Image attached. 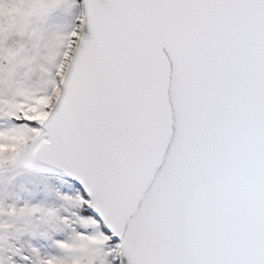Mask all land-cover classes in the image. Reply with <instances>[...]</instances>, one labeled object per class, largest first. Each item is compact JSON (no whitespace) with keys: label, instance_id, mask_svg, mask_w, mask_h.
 I'll list each match as a JSON object with an SVG mask.
<instances>
[{"label":"water","instance_id":"95a60500","mask_svg":"<svg viewBox=\"0 0 264 264\" xmlns=\"http://www.w3.org/2000/svg\"><path fill=\"white\" fill-rule=\"evenodd\" d=\"M20 164L63 178L119 264H264V0H80Z\"/></svg>","mask_w":264,"mask_h":264},{"label":"rangeland","instance_id":"374dc122","mask_svg":"<svg viewBox=\"0 0 264 264\" xmlns=\"http://www.w3.org/2000/svg\"><path fill=\"white\" fill-rule=\"evenodd\" d=\"M80 0H0V264H119L73 183L20 161L60 93Z\"/></svg>","mask_w":264,"mask_h":264},{"label":"trees","instance_id":"16d2710c","mask_svg":"<svg viewBox=\"0 0 264 264\" xmlns=\"http://www.w3.org/2000/svg\"><path fill=\"white\" fill-rule=\"evenodd\" d=\"M86 214L90 215L89 212L86 211Z\"/></svg>","mask_w":264,"mask_h":264}]
</instances>
